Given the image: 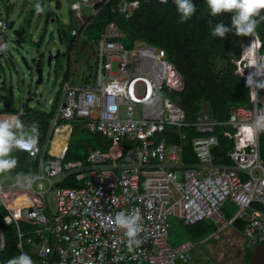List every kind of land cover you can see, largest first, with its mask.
Returning a JSON list of instances; mask_svg holds the SVG:
<instances>
[{
    "label": "built area",
    "instance_id": "1",
    "mask_svg": "<svg viewBox=\"0 0 264 264\" xmlns=\"http://www.w3.org/2000/svg\"><path fill=\"white\" fill-rule=\"evenodd\" d=\"M110 1L75 0L72 36H83L102 6ZM138 6V0L118 1V10L126 18ZM8 31V20L0 16V57L9 48ZM121 36L115 22L106 25L96 44V72L91 82L63 80L48 131L52 148L59 129L69 126L62 154H52L50 148L43 150L47 145L42 147L38 139L36 147L26 151L31 161L27 175L32 178L31 185L27 181L0 184V211L4 210L0 215V264H5L4 227L11 225L17 227L18 247L32 257L34 264H195L196 250L211 240L227 241L240 235L246 249L264 242L261 133L249 139L241 131L242 125L264 111V88L250 90L249 104L233 107L223 121L212 118L204 108L190 123L184 108L164 89L165 51L144 40L128 48L119 40ZM241 55L234 60V72L247 78L255 69L248 68ZM258 55L264 57L260 48ZM113 84L117 87L109 90ZM20 115H24L23 110ZM76 117L93 134L114 141L127 138L137 144L116 164L106 163L100 148L90 149L86 161L65 162L74 130V124L68 121ZM190 125L202 133L193 139L197 161L192 163L184 160L182 142H170L164 136L168 127L179 132ZM219 125L232 128L224 132L234 142L227 153L233 161L230 165L217 162L213 153L219 144L215 133ZM70 177L79 182L78 186H57ZM17 190L22 192L13 195ZM228 201L238 208L232 218L223 210ZM121 211L141 216V243L132 250L124 230L114 223ZM20 218L42 226L23 230ZM174 220L186 224L211 220L216 228L201 242L187 239L173 245L169 238ZM236 220H242V232L236 229ZM217 263L226 264L216 257H206L203 264Z\"/></svg>",
    "mask_w": 264,
    "mask_h": 264
},
{
    "label": "trees",
    "instance_id": "2",
    "mask_svg": "<svg viewBox=\"0 0 264 264\" xmlns=\"http://www.w3.org/2000/svg\"><path fill=\"white\" fill-rule=\"evenodd\" d=\"M118 1L111 0L102 6L97 16L92 19L84 30L83 36L80 37L83 38L84 45H87V42L96 45L106 25L109 22H115L122 32L119 40L126 47L132 48L136 41L144 40L163 49L166 55L164 89L184 108L187 121L190 123L197 120L199 113L204 108H208V113L212 118L223 121L229 118L233 107L249 104L250 89L246 86L247 78L234 72L236 68L234 60L240 57L242 46L250 44L251 36L240 37L234 35V33H229L221 39L211 35V26L209 25V21H212L213 24L223 21L226 25H230L233 13L224 12L213 17L210 15L206 0H193L196 12L189 20L181 23L173 0H168L167 3H160V0H138V8L135 9L130 18H126L118 10ZM51 16L53 14L48 15V17ZM261 16H264V11L261 12ZM29 20L31 21V19ZM30 21H28V24L31 23ZM75 26L76 21L71 12L70 22L60 26V37L66 42L69 50L78 42V38L71 35V31ZM257 33L261 41L260 50L264 52V22L258 25ZM94 53L97 64L95 49ZM94 70L95 68L89 69L90 75L83 78L84 82H91L95 75ZM59 99L60 91L49 111L34 109L27 103L22 105L24 115H20L19 118L29 126L33 122L38 123V139L42 147L45 145L48 136L49 120L56 110ZM19 111L5 109L0 114H18ZM71 121L74 122V130L64 157L65 162L70 160L86 161L90 149L100 148L106 155V163L116 164L121 161L130 148L137 144V141L127 138L114 141L102 134H93L81 125L77 117L68 122ZM64 127L60 129L69 128L67 125ZM229 130H232V128L221 125L216 127L215 133L219 137V144L213 148L216 161L228 165L233 163L227 153L233 148L234 143L232 139L224 134L225 131ZM179 132L184 135L183 139H180ZM179 132H174L172 127H168L164 132V136H167L170 142H182L184 160L189 163L196 162L197 156L193 149V139L202 135V133L198 132L196 127L192 125L183 127ZM79 133H83L85 137L75 138ZM65 134L66 136L69 135V129ZM43 150L46 151L47 148H43ZM260 152L261 157L264 159V132L260 134ZM51 153L55 154L52 150ZM46 155L52 157L47 153ZM78 184L79 182L76 179L70 177L58 182L57 186L75 187ZM20 192L22 190H17L13 195ZM229 205L234 206L228 201L223 210L228 217L232 218L237 212L233 215L230 214L227 211ZM3 213L4 210H1L0 215ZM19 221L23 230L36 229L42 226L32 220L20 218ZM176 223L181 225L182 228L171 229L169 242L173 245L180 243L172 239L173 234H179L178 237H182L183 241L191 239L201 242L216 228L211 220H201L195 224H186L183 221L174 220V224ZM235 227L239 232H242V220H236ZM4 230L6 247L2 254V261L7 264V260L19 255L21 250L18 247L17 227L14 225L6 226ZM246 254L250 257L249 251Z\"/></svg>",
    "mask_w": 264,
    "mask_h": 264
},
{
    "label": "rangeland",
    "instance_id": "3",
    "mask_svg": "<svg viewBox=\"0 0 264 264\" xmlns=\"http://www.w3.org/2000/svg\"><path fill=\"white\" fill-rule=\"evenodd\" d=\"M74 1L0 0V15L9 23L15 21L14 27L9 28L8 31L9 48L7 53L0 57V112L5 109L18 111L22 106L23 98L27 100L29 94L33 95V99L29 102L32 108L41 111H45L46 108L50 109L51 101L56 98L61 84L69 76V72L70 81H80L79 83H82L83 78L89 75V69L95 68L93 72H96L94 53L96 45L94 43L87 42V48L83 50L81 48L84 43L83 38H78L79 41L71 54L66 43L60 41L58 29L62 24L70 22ZM37 3L44 8L40 14L35 12ZM48 14H54L55 20L52 21V17H50L48 30L44 34ZM30 18L32 21L29 20ZM28 21L31 23L28 24ZM14 30H23V34L17 36ZM58 49L61 50V54L52 61L51 68H49L48 58L50 54L56 55ZM22 56H25L32 65L34 59L42 62L43 81L41 83L36 82L37 73L34 66L31 69L28 68L22 60ZM117 68L118 65L115 63L114 69L117 70ZM135 112L137 113L138 110L136 109ZM71 123L74 124L73 121ZM79 137H85V135L79 133L75 138ZM66 139L65 135L58 131L53 142L58 141L64 145ZM49 143L47 142V149L50 147ZM22 181L26 180L13 178L8 172L0 174V184L6 185ZM237 210L238 208L233 205H229L227 209L232 215ZM181 228V225L177 223L171 227V229ZM178 236L179 234H173L171 237L181 243L182 237ZM242 241L243 238L240 235L232 236L229 242L208 241L196 250L199 260L195 264H203L206 262V257L212 260H215L216 257L218 262L226 264H247L249 257L247 254L244 256V252H250L251 249L245 250Z\"/></svg>",
    "mask_w": 264,
    "mask_h": 264
},
{
    "label": "clouds",
    "instance_id": "4",
    "mask_svg": "<svg viewBox=\"0 0 264 264\" xmlns=\"http://www.w3.org/2000/svg\"><path fill=\"white\" fill-rule=\"evenodd\" d=\"M167 2L168 0H160V3ZM173 4L179 13V22L181 23L189 20L196 12L193 0H173ZM206 4L210 9V15L213 17L224 12L233 13L230 25H226L223 21L215 24L209 21L212 36L223 39L227 34L234 33V35L240 37H254L249 45L242 46V59L247 62L248 68L255 69L253 73L248 75L246 86L252 92L264 88V79H256V77H264V57L258 55L261 41L257 33L258 25L264 22V16H261V12L264 11V0H206ZM43 11L44 8L37 3L35 12L40 14ZM116 87L117 85L113 84L109 90ZM54 101L55 99L51 101L52 105ZM19 117L14 114L0 117V174L9 172L17 166V159L11 155L14 149L31 152L38 143V123L33 122L30 127H26ZM241 131L249 139H255L259 133L264 132V111L257 112L250 123L242 125ZM17 177L26 180L28 186L32 183V178L23 173L17 174ZM147 186L148 183L146 182ZM5 219L10 223L7 217ZM109 220L113 222L111 217ZM140 221L141 216L138 212L128 214L121 211L114 217L115 225L124 230L129 250L141 243L138 239V235L142 230ZM245 250L247 249L245 248ZM7 264H34V261L28 253L21 251L19 255L8 259Z\"/></svg>",
    "mask_w": 264,
    "mask_h": 264
},
{
    "label": "water",
    "instance_id": "5",
    "mask_svg": "<svg viewBox=\"0 0 264 264\" xmlns=\"http://www.w3.org/2000/svg\"><path fill=\"white\" fill-rule=\"evenodd\" d=\"M55 17L52 18V21H54ZM15 21H11L9 23V28L14 27ZM49 25V19H46V27L44 30V34L48 30ZM58 32L60 34V29H58ZM14 33L18 35L23 34V30H14ZM43 34V35H44ZM61 54V50L58 49L56 55L50 54L48 58V63H51L54 59L58 58ZM22 60L25 62L26 66L31 69L32 66H34L35 71L37 73L38 79L36 80L37 83H41L43 81V67L39 65L40 61H37V59L33 60V65L30 64V62L26 59L25 56H22ZM33 99V97L29 98L26 103L29 105V102ZM17 159V166L10 170L8 174L17 179H21L17 177V174L23 173L25 175H28L31 169V161L27 155V152L25 150L21 149H14L13 153L11 154ZM247 264H264V242L257 244L251 251H250V257L247 262Z\"/></svg>",
    "mask_w": 264,
    "mask_h": 264
},
{
    "label": "crops",
    "instance_id": "6",
    "mask_svg": "<svg viewBox=\"0 0 264 264\" xmlns=\"http://www.w3.org/2000/svg\"><path fill=\"white\" fill-rule=\"evenodd\" d=\"M7 10H8V8H7ZM71 12L73 13V17H74V19H75V16H74V12H73V10L71 9ZM49 15V14H48ZM1 16V15H0ZM52 18H54L55 16H54V14H53V16H51ZM31 19V21H32V18H30ZM48 19H49V22H50V17H48ZM52 20V19H51ZM55 20V19H54ZM75 21H76V19H75ZM60 29V28H59ZM72 35V34H71ZM59 36H60V34H59ZM60 41L61 42H64V43H66L63 39H61V37H60ZM78 41H79V39H78ZM77 44V43H76ZM76 44H75V46H76ZM67 45V44H66ZM75 46H73V48L70 50V53L71 54H73V49H74V47ZM67 47H68V45H67ZM81 48L84 50V49H86L87 48V45H84V44H82V46H81ZM52 64V63H51ZM50 68V67H49ZM89 75H90V72H89ZM88 75V76H89ZM85 77H87V76H85ZM37 79H38V77H37ZM36 79V80H37ZM64 80H70V72H69V76H67ZM80 81H74V82H71V83H79ZM81 82H84V79L81 81ZM62 84H63V82H62ZM61 84V85H62ZM30 96H29V98H31V97H33V95L32 94H29ZM29 98H27V100L29 99ZM27 100H25L24 98H23V100H22V105L24 104V103H26V101ZM30 106V105H29ZM23 107L21 106V108L19 109L20 111L19 112H21L23 109H22ZM34 109H36V108H34ZM50 109H48V108H46V110L45 111H49ZM204 110H206V111H208V108H206V109H204ZM24 111V110H23ZM32 113H33V111H32ZM14 113H8V114H0V115H6V116H8V115H13ZM14 115H16V116H18L19 117V113L18 114H14ZM67 127H69V126H67ZM49 128H50V120H49ZM62 128H65V127H62ZM65 130V131H64ZM67 130H68V128H66V129H63V130H61V129H59V131L63 134V135H65V137L67 138L68 136H66V134H65V132H67ZM49 131V130H48ZM47 142H48V136H47V139H46V142H45V145H47ZM50 144V143H49ZM65 146H66V144H64V145H62V143H59L58 141L57 142H53V145H52V148H51V150H52V152L53 153H55V154H57V155H60V154H62V152H63V150H64V148H65ZM50 148V147H49ZM222 241V240H221ZM223 241H225V240H223ZM227 241L229 242V240H228V238H227ZM227 241H225V242H227ZM200 258H201V256H200ZM199 260V259H198Z\"/></svg>",
    "mask_w": 264,
    "mask_h": 264
},
{
    "label": "flooded vegetation",
    "instance_id": "7",
    "mask_svg": "<svg viewBox=\"0 0 264 264\" xmlns=\"http://www.w3.org/2000/svg\"><path fill=\"white\" fill-rule=\"evenodd\" d=\"M51 63H52V62H51ZM51 63H49V67H50V68H51ZM39 65L43 67V64H42L41 61H40ZM242 243H243V242H242ZM243 247H244V246H243ZM246 253H247V252L245 251V252H244V256L246 255Z\"/></svg>",
    "mask_w": 264,
    "mask_h": 264
}]
</instances>
